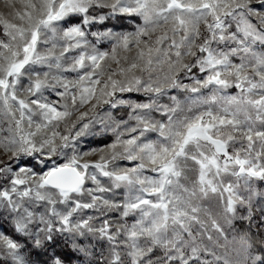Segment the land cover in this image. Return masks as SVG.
<instances>
[{
    "label": "snow or ice",
    "instance_id": "6c2138e0",
    "mask_svg": "<svg viewBox=\"0 0 264 264\" xmlns=\"http://www.w3.org/2000/svg\"><path fill=\"white\" fill-rule=\"evenodd\" d=\"M0 4V264H264V0Z\"/></svg>",
    "mask_w": 264,
    "mask_h": 264
},
{
    "label": "rangeland",
    "instance_id": "374dc122",
    "mask_svg": "<svg viewBox=\"0 0 264 264\" xmlns=\"http://www.w3.org/2000/svg\"><path fill=\"white\" fill-rule=\"evenodd\" d=\"M0 11H4L2 4H0ZM97 27H99V26H97ZM97 27H94L93 30L94 31L97 30ZM134 27H135L134 23L128 19H113V20L107 21L103 25V28H105V29L106 28H112L115 31H133ZM99 47H101V50H108V49H110L111 45L109 43L105 42L102 45H100ZM67 75H69V78L75 77V73H69ZM232 91L234 92L235 90H232ZM172 94H175V93H172ZM123 98L130 99L133 101H144L146 99L145 97H143L139 94H136V93L123 94ZM181 98H183V96H181ZM162 102L169 103L170 101L167 99V97H165L162 100ZM108 111H109L108 105H104L103 107L99 108L97 119L103 117L105 115V113ZM113 111H115V110H113ZM116 114L118 116H121V117L127 119V109L121 108L118 112H116ZM98 128H99V125L97 124L93 130L96 131V130H98ZM111 139H112V137L110 134L95 135V136L86 137V138H84V142H82V147L84 150H88V149H92V148H99V147H102L104 144H107L108 142H110ZM3 223H5L7 225L8 229H11V226L9 223H7V222H3ZM0 230L4 231L1 227V225H0Z\"/></svg>",
    "mask_w": 264,
    "mask_h": 264
},
{
    "label": "trees",
    "instance_id": "16d2710c",
    "mask_svg": "<svg viewBox=\"0 0 264 264\" xmlns=\"http://www.w3.org/2000/svg\"><path fill=\"white\" fill-rule=\"evenodd\" d=\"M104 138V137H103ZM2 229L5 233L12 235V229H8L7 225L5 223H0ZM18 238V237H17Z\"/></svg>",
    "mask_w": 264,
    "mask_h": 264
}]
</instances>
